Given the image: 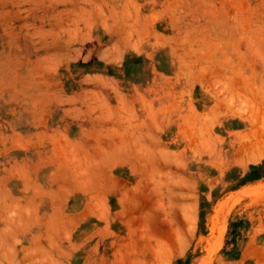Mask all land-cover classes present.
Listing matches in <instances>:
<instances>
[{
    "label": "rangeland",
    "instance_id": "obj_1",
    "mask_svg": "<svg viewBox=\"0 0 264 264\" xmlns=\"http://www.w3.org/2000/svg\"><path fill=\"white\" fill-rule=\"evenodd\" d=\"M28 94L48 123L103 104L105 126L29 129L38 144L24 149ZM98 136L106 145L69 144ZM46 138L64 160L42 159ZM25 154L38 178L54 167L50 188L9 177ZM98 168L113 187L92 198L111 224L88 264H237L225 248L236 212L264 244V0H0V264H61L24 243L69 239L61 220Z\"/></svg>",
    "mask_w": 264,
    "mask_h": 264
},
{
    "label": "crops",
    "instance_id": "obj_2",
    "mask_svg": "<svg viewBox=\"0 0 264 264\" xmlns=\"http://www.w3.org/2000/svg\"><path fill=\"white\" fill-rule=\"evenodd\" d=\"M85 89H77L73 91L74 95H81V93H84ZM99 95L98 98L100 99L99 102L103 103L102 97H106L107 90L101 88L98 90ZM109 92V91H108ZM72 93V94H73ZM25 97H28L31 99L32 96L29 97V94ZM108 97H111V95H108ZM113 98V97H112ZM26 100L25 104L19 105V125L18 128L22 129V132H19V135L23 142H20L24 149L29 147L30 145H37L38 139L33 138L29 139L30 131L27 130H34V129H57V128H63L65 119L66 121H73L75 125H83L84 127L88 125V128L90 129H98L100 132L101 128H104L105 126V113H106V107L103 104H100L101 109L96 111V115H84L81 116L79 112L76 110L69 112V114H65L66 118H60V122L55 123H48L45 121V116L47 112H44L43 108L37 106L36 101L34 100V97L30 100ZM32 100L34 102H32ZM54 103V101H53ZM103 106V107H102ZM45 107V106H44ZM49 109L50 107L47 106ZM99 107V106H98ZM81 108V107H78ZM51 112V109H50ZM86 113V112H84ZM89 121L90 123L86 122ZM48 123V125H47ZM77 123V124H76ZM35 140V142H34ZM33 141V143H32ZM41 143H44L48 149L47 151L38 153L41 155L42 159L47 160H55L56 157L57 160L61 161L64 158V153H54V142H52V139L46 138L41 139ZM71 142L69 144H79V145H106V140L100 136L97 138H93L92 140H86L82 139L80 141V138L78 137H71ZM60 144H63L66 142L60 141ZM10 144V143H9ZM57 144V143H56ZM52 146V147H49ZM37 154V156H38ZM55 155V156H54ZM57 155V156H56ZM99 155V160L100 154ZM36 155L30 157V159L35 158L36 160L39 159ZM29 159V156L22 155L18 158L12 159V161L9 163V177L12 176H18L19 178V187L20 189H24L26 185H32V186H41L43 189L50 188L52 183V175L54 174V167L51 168L48 167V169L45 170V174L43 175V179L38 178L39 169H32L31 167V160ZM64 160V159H63ZM33 162V161H32ZM37 162V161H34ZM33 162V163H34ZM41 165V164H40ZM18 166V167H17ZM41 167H45L44 164L41 165ZM41 169V168H40ZM17 171V172H16ZM103 170H100V168L97 169V185L94 181L89 180L85 184V190L84 192H87V196H85V200L83 202L82 207L73 208L70 211H66L65 217L62 218L61 223L65 227H73V231L70 234L69 239L65 242L62 240V236L57 233H50L49 235L47 232H41L33 234L27 238L26 243H24V246L29 250L33 246H42L50 249V254L52 255V258L55 259V262H60L61 264H88L87 259L90 257H95L96 253L99 254V250L105 239L108 237L107 231L110 229L111 221H107L105 218V210L101 211V209L98 208L99 202L95 200V197L98 196V198L101 196V189L105 187V189H108L109 192H111V189L113 187L112 180H108L107 184H104L103 187H101V176L105 175ZM62 175V174H60ZM105 181V180H104ZM106 182V181H105ZM61 183V181H58V184ZM58 184L56 185V188L58 187ZM95 186L98 187L97 191H94ZM32 190H30L31 192ZM92 193L95 196L92 198ZM97 193V194H95ZM87 198V199H86ZM55 212V207H51L48 211V215L45 218V225L48 224L47 220L50 219V216ZM88 219V224L84 229H77V226H79L84 220ZM242 217L240 214L237 215V212L234 216H232L229 231L227 232L225 236V242H227L226 250L231 251L227 253L228 256L234 258L233 261L237 264H264V244L250 236L248 233H243L245 228H242L243 221L240 225V220ZM245 225V224H244ZM47 227H45V230ZM245 231H248L245 230ZM97 251V252H96ZM64 254L68 256L67 262H64ZM64 257V258H63ZM54 262V263H55ZM247 262V263H246ZM52 264V262H50Z\"/></svg>",
    "mask_w": 264,
    "mask_h": 264
}]
</instances>
